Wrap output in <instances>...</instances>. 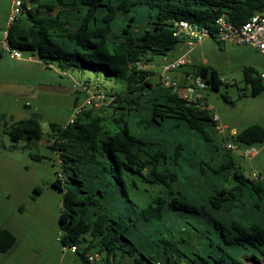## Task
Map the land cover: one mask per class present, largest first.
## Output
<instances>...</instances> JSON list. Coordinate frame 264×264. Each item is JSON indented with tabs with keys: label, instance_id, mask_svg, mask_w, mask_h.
I'll use <instances>...</instances> for the list:
<instances>
[{
	"label": "trees",
	"instance_id": "1",
	"mask_svg": "<svg viewBox=\"0 0 264 264\" xmlns=\"http://www.w3.org/2000/svg\"><path fill=\"white\" fill-rule=\"evenodd\" d=\"M29 1L31 9L5 30L10 48L53 60L61 72L102 69L123 82L116 93L99 89L110 101L105 106L81 107L72 122L49 125L54 136L49 146L60 152L62 167L61 178L52 181L62 192V248L75 246L83 264L264 259V180L244 174L224 146L260 143L264 127L253 123L221 135L214 111L201 98L185 100L160 80L152 82L155 70L140 67L182 42L172 34L175 22L186 20L212 33L218 15L238 26L264 10V0ZM242 73L252 94L264 89V77L253 68L245 66ZM190 74L202 77L192 66L179 79ZM209 77V82L202 77L205 88L217 89L221 80L214 69ZM106 107L112 108L109 115ZM132 127L150 135L138 136ZM9 134L13 140L39 138L40 123L35 117L20 119ZM126 172L165 189L138 208L128 196ZM14 242V235L0 228V252ZM91 252L101 258L89 261Z\"/></svg>",
	"mask_w": 264,
	"mask_h": 264
},
{
	"label": "rangeland",
	"instance_id": "2",
	"mask_svg": "<svg viewBox=\"0 0 264 264\" xmlns=\"http://www.w3.org/2000/svg\"><path fill=\"white\" fill-rule=\"evenodd\" d=\"M11 9V0H0V228L8 229L15 237L14 244L0 252V264H83L78 254L63 250L59 240L62 192L52 185V181L61 178L62 167L60 152L49 146L54 137L49 125L64 126L74 112L85 106L89 94H97L100 90L116 93L123 87V82L102 69L61 72L53 60H38L26 50H19L21 57H12L7 49H3L7 46L5 30ZM187 49L180 42L167 52L165 58L154 55L147 66L140 67L156 72L159 65ZM188 58L191 65L179 67L169 75L182 84L185 81L179 78L193 66L204 81L209 82V71L214 69L221 80L219 87L208 86L200 89L199 94L201 101L217 114L220 124H227L235 131L253 123L264 127V89L252 94L242 73V68L248 66L264 76V53L243 43L219 44L208 37L191 48ZM151 79L152 82L159 81L158 74L151 75ZM84 81H88V87L83 86ZM109 102H95L92 110ZM106 109L105 114L109 115L112 108ZM29 117L39 121L40 137L24 135L11 139L12 124ZM136 128L131 130L138 136L150 135L148 131ZM229 132L227 127L222 131L224 134ZM254 146L257 153L248 157L235 153L234 156L244 174L251 178L260 176L264 180L263 144ZM122 177L128 196L138 208L147 207L151 198L165 189L161 184L149 183L131 172ZM123 206L118 209H127ZM243 260L245 264H264L263 258L251 255L244 256ZM178 264L188 263L183 258Z\"/></svg>",
	"mask_w": 264,
	"mask_h": 264
},
{
	"label": "built area",
	"instance_id": "3",
	"mask_svg": "<svg viewBox=\"0 0 264 264\" xmlns=\"http://www.w3.org/2000/svg\"><path fill=\"white\" fill-rule=\"evenodd\" d=\"M11 6L12 9L7 19V27L20 12L31 9L29 0H11ZM172 34L178 37L188 47V49L174 59H168L163 64L159 65V69H157L156 72L163 86L171 87L172 90L180 97L189 102H196L200 99L199 90L205 88V83L202 80V77L200 75L190 74L187 80L180 84L179 80H175L170 77V72L178 69L179 67L190 64V60L188 58L189 51L193 46L199 44L208 37H211L220 44L243 43L251 47L253 50L264 53V10L254 13L238 26L231 24L228 20H226L223 14L218 15L215 19V29L212 33H210L206 27L198 26L197 24L186 20H180L175 22ZM3 49H7L10 55L14 58L21 57L19 50L10 48L8 43L7 46H3ZM260 76L262 78L264 77L263 75ZM105 98L106 97L103 92L100 91L97 92V94H89L86 100L87 105L85 104V106L89 105L92 107L95 102L101 103L103 101L104 103L106 102ZM79 110L80 108L72 114L68 122H72L75 119ZM213 120L216 122V130L222 135V131H224L225 127L219 123L218 116L215 112L213 113ZM260 143L263 144L262 148L264 149V140ZM224 146L230 149L233 153H238L239 155L246 157L258 152V149L254 145L240 146L232 141H226ZM252 178L262 179L260 176L256 175ZM62 249H68L70 252H74L75 246L67 248L64 247ZM86 258L89 261L94 262L99 260L101 255L96 252H91L86 254Z\"/></svg>",
	"mask_w": 264,
	"mask_h": 264
},
{
	"label": "crops",
	"instance_id": "4",
	"mask_svg": "<svg viewBox=\"0 0 264 264\" xmlns=\"http://www.w3.org/2000/svg\"><path fill=\"white\" fill-rule=\"evenodd\" d=\"M205 40V39H204ZM181 55V54H180ZM179 56V55H178ZM177 57V56H176ZM172 59H174V58H172ZM189 76V75H188ZM188 76H187V78H188ZM225 128L227 127V128H229V130H230V133H234L235 132V129L234 128H231V127H229L227 124H224V123H221Z\"/></svg>",
	"mask_w": 264,
	"mask_h": 264
}]
</instances>
